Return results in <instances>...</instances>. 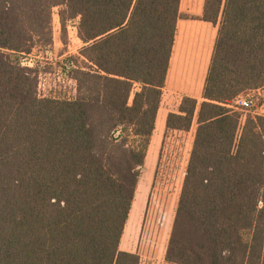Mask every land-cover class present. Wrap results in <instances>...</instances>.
<instances>
[{"label":"trees","instance_id":"trees-1","mask_svg":"<svg viewBox=\"0 0 264 264\" xmlns=\"http://www.w3.org/2000/svg\"><path fill=\"white\" fill-rule=\"evenodd\" d=\"M181 1L0 0V264H140L120 246ZM55 7L64 37L79 18L74 99L42 97L39 65L19 58L53 45ZM201 19L219 27L203 99L166 119L197 122L166 260L264 264V115L242 124L230 106L264 87V0H205Z\"/></svg>","mask_w":264,"mask_h":264},{"label":"rangeland","instance_id":"rangeland-1","mask_svg":"<svg viewBox=\"0 0 264 264\" xmlns=\"http://www.w3.org/2000/svg\"><path fill=\"white\" fill-rule=\"evenodd\" d=\"M201 2L183 0V17L197 18ZM60 9L61 7H55L53 12V45L49 48L37 45L33 54L19 55V58L24 65H39V91L42 97L74 99L78 93V85L71 77L70 70L71 66L86 67L79 58L84 43L78 36L79 18L68 22V35L62 36ZM139 87L137 84L135 89ZM253 94L259 99L253 107L237 109L242 112V124L248 116L264 115V87L240 93L243 96ZM179 101L178 94L169 93L163 99L162 111L166 114L178 111ZM166 114L158 119L157 131L141 169L135 200L121 240V249L137 253L140 264H174L166 260V251L197 122L193 123L189 131H166Z\"/></svg>","mask_w":264,"mask_h":264},{"label":"crops","instance_id":"crops-1","mask_svg":"<svg viewBox=\"0 0 264 264\" xmlns=\"http://www.w3.org/2000/svg\"><path fill=\"white\" fill-rule=\"evenodd\" d=\"M201 1L197 18L182 17L177 23L176 38L163 99L166 95L169 96V93L178 94L180 96L178 107L184 96L194 97L199 100L203 99L204 87L218 36V25L201 19L205 0ZM197 2L198 0H195V3ZM162 103L157 115L153 136L157 131L159 117L166 114L162 111Z\"/></svg>","mask_w":264,"mask_h":264},{"label":"built area","instance_id":"built-area-1","mask_svg":"<svg viewBox=\"0 0 264 264\" xmlns=\"http://www.w3.org/2000/svg\"><path fill=\"white\" fill-rule=\"evenodd\" d=\"M258 100L259 99L257 98L256 94L248 96L239 95L231 102L230 106L236 110L239 108H249L253 107Z\"/></svg>","mask_w":264,"mask_h":264}]
</instances>
